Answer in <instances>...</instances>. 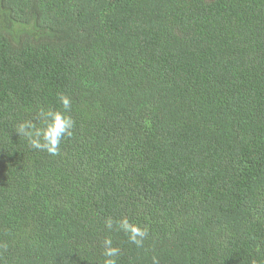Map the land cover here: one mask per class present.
Segmentation results:
<instances>
[{"label": "trees", "instance_id": "1", "mask_svg": "<svg viewBox=\"0 0 264 264\" xmlns=\"http://www.w3.org/2000/svg\"><path fill=\"white\" fill-rule=\"evenodd\" d=\"M61 94L53 156L16 126ZM105 236L118 264H264V0H0V264H103Z\"/></svg>", "mask_w": 264, "mask_h": 264}, {"label": "clouds", "instance_id": "2", "mask_svg": "<svg viewBox=\"0 0 264 264\" xmlns=\"http://www.w3.org/2000/svg\"><path fill=\"white\" fill-rule=\"evenodd\" d=\"M62 110H52L40 108L37 111L35 121L20 122L16 126V132L27 138L32 148L47 151L50 155H58L61 142L65 137H70L75 126V121L70 115L72 103L69 96L61 94L59 96ZM114 224L117 229L123 231L130 243L136 247H143L144 240L148 237L149 231L146 226H141L130 222L128 217H122L118 221L108 218L105 221V227L113 230ZM103 264H118V258L121 255L119 246H115L110 236H105L101 242ZM153 264H159L158 259L153 256Z\"/></svg>", "mask_w": 264, "mask_h": 264}]
</instances>
